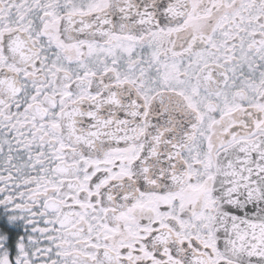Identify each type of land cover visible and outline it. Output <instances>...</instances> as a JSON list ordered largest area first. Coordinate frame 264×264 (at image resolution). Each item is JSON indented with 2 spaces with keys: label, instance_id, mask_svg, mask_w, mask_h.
<instances>
[{
  "label": "snow or ice",
  "instance_id": "6c2138e0",
  "mask_svg": "<svg viewBox=\"0 0 264 264\" xmlns=\"http://www.w3.org/2000/svg\"><path fill=\"white\" fill-rule=\"evenodd\" d=\"M0 264H264V0H0Z\"/></svg>",
  "mask_w": 264,
  "mask_h": 264
}]
</instances>
